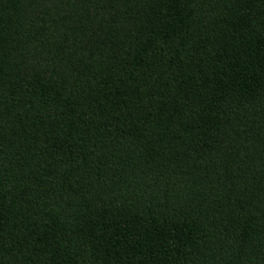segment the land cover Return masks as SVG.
Wrapping results in <instances>:
<instances>
[{
    "label": "trees",
    "instance_id": "obj_1",
    "mask_svg": "<svg viewBox=\"0 0 264 264\" xmlns=\"http://www.w3.org/2000/svg\"><path fill=\"white\" fill-rule=\"evenodd\" d=\"M0 264H264V0H0Z\"/></svg>",
    "mask_w": 264,
    "mask_h": 264
}]
</instances>
